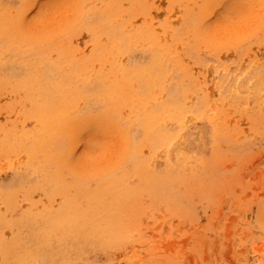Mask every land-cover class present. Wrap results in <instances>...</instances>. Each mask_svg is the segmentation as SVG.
I'll list each match as a JSON object with an SVG mask.
<instances>
[{"label": "rangeland", "instance_id": "374dc122", "mask_svg": "<svg viewBox=\"0 0 264 264\" xmlns=\"http://www.w3.org/2000/svg\"><path fill=\"white\" fill-rule=\"evenodd\" d=\"M26 261L264 264V0H0V264Z\"/></svg>", "mask_w": 264, "mask_h": 264}, {"label": "bare ground", "instance_id": "6f19581e", "mask_svg": "<svg viewBox=\"0 0 264 264\" xmlns=\"http://www.w3.org/2000/svg\"><path fill=\"white\" fill-rule=\"evenodd\" d=\"M60 47H61V46H60ZM40 53H41V52H40ZM26 54H27V53H26ZM26 54H25V55H26ZM41 54H42V53H41ZM18 56H19V55H18ZM18 56H16V57H18ZM29 56H30V55H29ZM65 58H66V57H65ZM65 58H64V59H65ZM73 58H74V57H73ZM15 59H16V58H15ZM34 60H35V58H34ZM69 60H70V59H69ZM72 60H73V59H72ZM38 61H40V60H38ZM52 61H53V60H52ZM32 62H33V61H32ZM34 62H35V61H34ZM62 63H63V62H62ZM28 64H29V62H28ZM28 64H27V65H28ZM30 64H31V63H30ZM34 64H35V63H34ZM37 64H38V63H37ZM37 64H36V65H37ZM54 64H55V63H54ZM52 65H53V64H52ZM44 66H45V64H44ZM54 66H55V65H54ZM54 66H53V67H54ZM27 68H28V67H27ZM57 68H58V67H57ZM59 68H60V66H59ZM30 69H31V68H30ZM36 69H37V67H36ZM53 69H54V68H53ZM76 69H77V68H76ZM28 70H29V69H28ZM31 70H32V69H31ZM42 70H43V69H42ZM54 70H56V69H54ZM37 71H38V70H37ZM39 71H40V70H39ZM28 72H29V71H28ZM30 72H31V71H30ZM40 72H41V71H40ZM57 72H58V71H57ZM36 73H37V72H36ZM74 73H75V72H74ZM26 74H27V73H26ZM77 74H78V72H77ZM31 75L33 76V75H35V74H31ZM39 75H40V74H39ZM78 75H79V74H78ZM78 75H77V76H78ZM36 76H37V74H36ZM36 76H35V78H36ZM42 76H43V75H42ZM49 76H50V75H49ZM87 76H88V75H87ZM24 77H26V79H27V76H24ZM40 77H41V76H40ZM29 78H30V77H29ZM32 78H33V77H32ZM69 78H70V77H69ZM75 78H76V75H75ZM75 78H74V79H75ZM38 79H39V78H38ZM53 79H54V78H53ZM70 79L74 81L73 77L70 78ZM70 79H69V80H70ZM34 80H35V79H34ZM54 80H55V79H54ZM71 80H70V81H71ZM35 81H36V80H35ZM51 81H52V80H51ZM60 81H61V80H60ZM62 81H63V80H62ZM31 82H32V81H31ZM36 82H37V81H36ZM36 82H35V83H36ZM40 82H41V81H40ZM45 82H46V81H45ZM71 82H72V81H71ZM75 82H76V81H75ZM32 83H33V82H32ZM35 83H34V85H35ZM38 83H39V82H38ZM38 83H37V86H38ZM48 83H49V82H48ZM50 83H51V82H50ZM72 83H73V82H72ZM72 83H71V84H72ZM56 84H58V82H57ZM28 85H30V84H28ZM46 85H47V84H46ZM35 86H36V85H35ZM41 86H42V85H41ZM49 86H50V84H49ZM41 88H42V87H41ZM48 88H49V87H48ZM51 88H53V87H51ZM69 88H70V87H69ZM53 90H54V89H53ZM39 91H40V90H39ZM42 91H44V90H42ZM51 91H52V90H51ZM57 91H58V90H57ZM40 92H41V91H40ZM37 93H38V92H37ZM54 93H55V92H54ZM96 93H97V92H96ZM31 95H34V94H31ZM39 95H40V94H39ZM56 95H57V94H56ZM28 96H30V95H28ZM36 96H37V94H36ZM58 96H59V95H58ZM32 97H33V96H31V98H32ZM38 97H39V96H38ZM55 97H56V96H55ZM28 98H29V97H28ZM39 98H40V97H39ZM58 98H59V97H58ZM58 98L56 97V99H58ZM36 99H37V98H36ZM59 99H60V98H59ZM36 101H37V100H36ZM42 101H43V100H42ZM55 102H56V101H55ZM34 103H36V102H34ZM38 103H39V102H38ZM36 105H38V104H36ZM60 105H61V104H60ZM33 106H34V105H33ZM43 106H44V105H43ZM58 106H59V104H58ZM54 107H55V105H54ZM59 107H60V106H59ZM40 108H41V107H40ZM38 109H39V108H38ZM41 109H42V108H41ZM54 109H55V108H54ZM39 110H40V109H39ZM55 110H56V109H55ZM55 110H54V111H55ZM37 111H38V110H37ZM34 112H35V111H34ZM32 113H33V112H32ZM58 113H59V112H58ZM32 115H33V114H32ZM51 115H52V113H51ZM57 115H58V114H57ZM47 117H48V116H47ZM51 117H52V116H51ZM42 118H43V117H42ZM51 119H52V118H51ZM45 120H46V119H45ZM49 121H50V118H49ZM46 122H47V121H46ZM147 124H148V123H147ZM147 124H146V125H147ZM52 131H53V130H52ZM145 133H146V132H145ZM41 148H43V146H42ZM97 231H98V230H97ZM97 233H98V232H97ZM26 262H27V261H26ZM27 263H28V262H27ZM23 264H24V263H23ZM28 264H29V263H28ZM30 264H31V263H30Z\"/></svg>", "mask_w": 264, "mask_h": 264}]
</instances>
